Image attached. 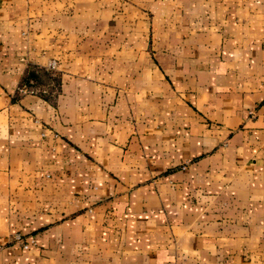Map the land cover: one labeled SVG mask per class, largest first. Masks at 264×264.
Masks as SVG:
<instances>
[{
    "label": "crops",
    "instance_id": "crops-1",
    "mask_svg": "<svg viewBox=\"0 0 264 264\" xmlns=\"http://www.w3.org/2000/svg\"><path fill=\"white\" fill-rule=\"evenodd\" d=\"M0 264H264V0H0Z\"/></svg>",
    "mask_w": 264,
    "mask_h": 264
},
{
    "label": "built area",
    "instance_id": "built-area-1",
    "mask_svg": "<svg viewBox=\"0 0 264 264\" xmlns=\"http://www.w3.org/2000/svg\"><path fill=\"white\" fill-rule=\"evenodd\" d=\"M53 65H54V62L51 61L50 66L52 67ZM14 238L15 240H18L24 248H28L30 244L35 243L34 238H31L30 240H26L20 232H16L14 234Z\"/></svg>",
    "mask_w": 264,
    "mask_h": 264
},
{
    "label": "rangeland",
    "instance_id": "rangeland-1",
    "mask_svg": "<svg viewBox=\"0 0 264 264\" xmlns=\"http://www.w3.org/2000/svg\"><path fill=\"white\" fill-rule=\"evenodd\" d=\"M51 67V66H50Z\"/></svg>",
    "mask_w": 264,
    "mask_h": 264
}]
</instances>
